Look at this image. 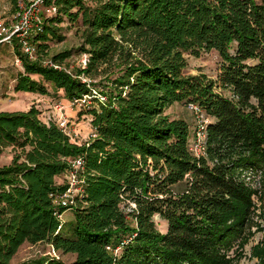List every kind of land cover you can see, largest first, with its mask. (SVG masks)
<instances>
[{
    "label": "trees",
    "instance_id": "1",
    "mask_svg": "<svg viewBox=\"0 0 264 264\" xmlns=\"http://www.w3.org/2000/svg\"><path fill=\"white\" fill-rule=\"evenodd\" d=\"M21 1L9 0L15 11ZM92 2L56 0L57 13L33 36L46 48L55 22L81 15L77 50L88 59L77 75L31 59L13 39L23 66L16 91L48 93L32 77L39 74L68 100L89 94L98 135L72 141L36 106L0 111V157L16 150L0 164V264H18L12 258L28 240L74 254L69 264H227L223 249L254 205L241 170L264 168V0ZM210 50L220 59L216 77L185 71L187 55ZM180 101L209 119L206 155L190 151L188 121L165 112ZM74 157L84 159L83 191L72 205H57L67 187L57 177ZM66 211L71 220L58 216Z\"/></svg>",
    "mask_w": 264,
    "mask_h": 264
},
{
    "label": "rangeland",
    "instance_id": "2",
    "mask_svg": "<svg viewBox=\"0 0 264 264\" xmlns=\"http://www.w3.org/2000/svg\"><path fill=\"white\" fill-rule=\"evenodd\" d=\"M262 1V0H257ZM86 3L93 4L92 0H86ZM73 11H77L74 8ZM15 10L12 8L9 0H0V22H11ZM50 23V22H49ZM57 27V36L46 41L47 47H39L38 55L42 58L44 64L72 72L77 75L78 68L83 67V58L85 53H81L77 48L82 43L81 38L84 24L81 15L72 20L68 16H63L61 22H55ZM39 42L35 43L37 46ZM70 50V56L63 61H56L54 54ZM219 55L216 50L203 52L200 55H187V73H206L209 77H216L219 70ZM23 71L21 60L15 54V49L9 41H0V111H24L31 106L40 109L39 117L46 120V113L52 109L55 102L62 101L66 104L67 116L71 120V126L79 133L78 143H83L90 132V114L89 108L96 106L90 101L86 106H70L64 97L63 89H56L50 82L45 81L39 74L32 75L36 80L40 79L48 87V93H35L30 91H16L14 85L20 73ZM79 77H82L79 75ZM86 80H90L85 77ZM83 78V80L85 79ZM92 82L99 83L104 80L103 76L92 78ZM166 113L172 117L185 118L191 130L196 126L199 119L197 113L185 102H176L166 108ZM73 141V140H72ZM16 150L12 147L4 148L0 157V164H8L13 158ZM244 181L253 190V207L249 222L241 231L240 237L231 243L230 246L223 249L226 253L227 264H264V168L260 170L244 169L241 170ZM66 175L63 174L57 179L65 181ZM174 189L181 191L185 187V181L173 186ZM62 219L68 221L73 218L72 211H66ZM155 223L158 228L165 232L166 223L159 215H155ZM54 258L56 261L50 260ZM12 262L18 264H40L46 260L47 264H69L75 259L72 253H64L62 250H56L48 242L25 241L18 251L14 254Z\"/></svg>",
    "mask_w": 264,
    "mask_h": 264
},
{
    "label": "built area",
    "instance_id": "3",
    "mask_svg": "<svg viewBox=\"0 0 264 264\" xmlns=\"http://www.w3.org/2000/svg\"><path fill=\"white\" fill-rule=\"evenodd\" d=\"M58 8L56 0H22L19 4L18 11L15 12L11 22H0V41H9L13 43V39H16L23 52L31 59H37L38 48L34 43V34L42 29L43 22L47 17L57 13ZM88 59V54L85 53L82 60L83 67L85 66ZM86 78L84 79V81ZM70 106H86L91 100L90 95L86 94L80 98H74L67 100ZM193 112L197 113L199 119L197 120L196 126L192 130L188 138L189 149L193 155H206L207 154V115L200 109L196 104H188ZM46 123L50 121L56 122L57 125L65 132L71 140L78 142L77 137L79 133L75 128L71 126V120L66 113V104L62 101L55 102L52 109L49 110L46 115ZM98 133L92 127L87 136V139L97 137ZM87 139L85 141H87ZM70 168L66 173L67 187L54 198L55 204L62 206L72 205L75 196L80 194L82 189L83 179L81 173L85 170V163L82 157H74L69 160ZM64 213H59L61 216Z\"/></svg>",
    "mask_w": 264,
    "mask_h": 264
},
{
    "label": "crops",
    "instance_id": "4",
    "mask_svg": "<svg viewBox=\"0 0 264 264\" xmlns=\"http://www.w3.org/2000/svg\"><path fill=\"white\" fill-rule=\"evenodd\" d=\"M66 113H67V111H66Z\"/></svg>",
    "mask_w": 264,
    "mask_h": 264
}]
</instances>
